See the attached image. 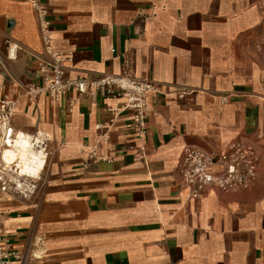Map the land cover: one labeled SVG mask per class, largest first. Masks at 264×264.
I'll use <instances>...</instances> for the list:
<instances>
[{
	"label": "crops",
	"instance_id": "crops-1",
	"mask_svg": "<svg viewBox=\"0 0 264 264\" xmlns=\"http://www.w3.org/2000/svg\"><path fill=\"white\" fill-rule=\"evenodd\" d=\"M45 2L67 78L118 75L127 59L162 94L148 97L142 141L122 116L100 146L113 162L85 167L95 126L110 119L102 100L29 101L24 86L39 83L45 56L37 16L26 2L0 0V100L18 98L15 129L52 137L36 197L1 204L23 255L16 264H264V0ZM236 141L259 150L253 187L190 199L183 148L219 155Z\"/></svg>",
	"mask_w": 264,
	"mask_h": 264
},
{
	"label": "built area",
	"instance_id": "built-area-1",
	"mask_svg": "<svg viewBox=\"0 0 264 264\" xmlns=\"http://www.w3.org/2000/svg\"><path fill=\"white\" fill-rule=\"evenodd\" d=\"M26 2L34 9L45 56L39 58L36 76L39 83L24 86L23 94L34 101L46 96L52 104H58L70 92L101 99L103 110L110 116L108 122L97 124L96 145L87 147L85 167L99 163H112L113 159L102 155L100 146L107 144L111 132L122 116H128V129L135 138L143 140L148 132L147 121L151 113L148 97L162 94L158 84L152 80L138 78L130 69L126 59L121 74H102L97 78L70 79L66 77L65 62L69 59L54 45L50 10L45 0H17ZM264 38L257 44L261 49ZM16 50L17 46L8 44ZM184 92L178 96L182 98ZM18 98L5 96L0 100V264H16L23 260L21 252L12 245V234L5 229V213L1 204L8 199L32 201L44 180L47 165L52 156V137L44 132L26 133L15 129L14 115ZM73 102H70L71 112ZM148 165L144 145L138 153ZM260 153L253 142L236 141L226 150L213 155L202 149L186 146L182 150L179 171L190 199L199 198L211 189L225 193L249 190L258 177Z\"/></svg>",
	"mask_w": 264,
	"mask_h": 264
}]
</instances>
